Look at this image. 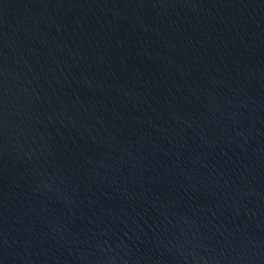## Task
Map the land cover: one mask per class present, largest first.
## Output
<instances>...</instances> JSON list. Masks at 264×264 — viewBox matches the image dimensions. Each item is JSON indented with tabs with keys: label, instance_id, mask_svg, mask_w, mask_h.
Here are the masks:
<instances>
[{
	"label": "water",
	"instance_id": "1",
	"mask_svg": "<svg viewBox=\"0 0 264 264\" xmlns=\"http://www.w3.org/2000/svg\"><path fill=\"white\" fill-rule=\"evenodd\" d=\"M0 264H264V0H0Z\"/></svg>",
	"mask_w": 264,
	"mask_h": 264
}]
</instances>
